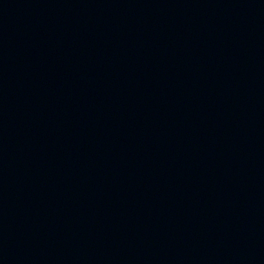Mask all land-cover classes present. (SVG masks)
Here are the masks:
<instances>
[{
	"label": "water",
	"instance_id": "95a60500",
	"mask_svg": "<svg viewBox=\"0 0 264 264\" xmlns=\"http://www.w3.org/2000/svg\"><path fill=\"white\" fill-rule=\"evenodd\" d=\"M0 264H264V0H0Z\"/></svg>",
	"mask_w": 264,
	"mask_h": 264
}]
</instances>
